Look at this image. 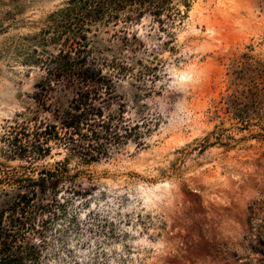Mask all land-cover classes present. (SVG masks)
<instances>
[{
    "label": "rangeland",
    "instance_id": "1",
    "mask_svg": "<svg viewBox=\"0 0 264 264\" xmlns=\"http://www.w3.org/2000/svg\"><path fill=\"white\" fill-rule=\"evenodd\" d=\"M65 1L0 0V137L35 107L42 72L24 59ZM173 4L163 30L145 15L128 43L121 25L90 37L94 57L131 67L115 93L144 135L80 168L89 195L64 196L40 264H264V0ZM74 92L63 79L47 105Z\"/></svg>",
    "mask_w": 264,
    "mask_h": 264
},
{
    "label": "trees",
    "instance_id": "2",
    "mask_svg": "<svg viewBox=\"0 0 264 264\" xmlns=\"http://www.w3.org/2000/svg\"><path fill=\"white\" fill-rule=\"evenodd\" d=\"M178 1L188 7L190 0ZM145 15L162 30L182 17L173 0H66L33 39L38 46L24 60L42 72L35 107L6 122L0 137V195L6 199L0 208V264H40L47 236L72 201L64 196L89 195L77 186L85 175L80 168L142 140L144 133L125 118L123 98L115 93L131 67L94 57L90 37L99 27L121 25L118 32L128 43L125 27ZM63 79L72 81L74 96L64 110H53L47 101Z\"/></svg>",
    "mask_w": 264,
    "mask_h": 264
}]
</instances>
